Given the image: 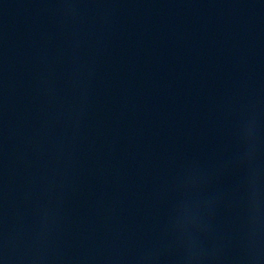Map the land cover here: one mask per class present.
Returning a JSON list of instances; mask_svg holds the SVG:
<instances>
[{
  "label": "water",
  "instance_id": "water-1",
  "mask_svg": "<svg viewBox=\"0 0 264 264\" xmlns=\"http://www.w3.org/2000/svg\"><path fill=\"white\" fill-rule=\"evenodd\" d=\"M0 129L264 179V0H0Z\"/></svg>",
  "mask_w": 264,
  "mask_h": 264
}]
</instances>
